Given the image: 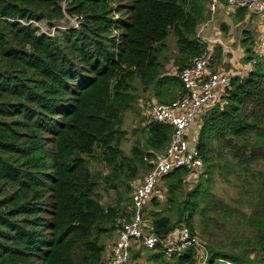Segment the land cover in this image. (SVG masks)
I'll use <instances>...</instances> for the list:
<instances>
[{"label":"trees","instance_id":"1","mask_svg":"<svg viewBox=\"0 0 264 264\" xmlns=\"http://www.w3.org/2000/svg\"><path fill=\"white\" fill-rule=\"evenodd\" d=\"M208 2L0 0V264H103V238L132 218L122 204L133 206L137 182L174 133L145 117L126 153L125 113L149 91L160 104L186 94L179 73L205 50L197 31ZM236 14L244 20L247 9ZM74 19L77 28L59 24ZM170 34L179 52L173 76L162 62ZM244 34L251 70L232 77L199 119L196 147L208 179L187 189L190 172L173 171L144 212L155 235L165 239L186 225L204 252L168 258L162 246L136 243L129 264H142L144 251L147 264H264V174L243 189L251 195L246 213L211 193L212 155L222 152L214 142L230 149L227 174L264 160V55L256 57L259 42ZM101 190L115 191L114 207H105ZM248 231L246 242L237 239Z\"/></svg>","mask_w":264,"mask_h":264},{"label":"built area","instance_id":"2","mask_svg":"<svg viewBox=\"0 0 264 264\" xmlns=\"http://www.w3.org/2000/svg\"><path fill=\"white\" fill-rule=\"evenodd\" d=\"M225 2L230 9L243 7L250 14L257 16L264 31V0H225ZM218 6V0H211L208 9L216 13ZM71 23L73 28L79 26L76 19ZM256 54L257 58L264 55V33L259 39ZM232 77L214 70V55L207 45L204 52L180 73L186 94L170 104L157 102L151 104L148 116L156 122L170 125L174 130L172 140L166 151L150 162L152 168L141 183L136 185L132 196V218L124 220L120 225L118 223V239L103 264H129L130 250L136 243H141L150 250L162 246L168 258L179 257L190 248L204 252L203 243L191 234L186 225L165 239L155 235L150 228V232H145L144 212L164 176L178 169H186L190 175L199 177L204 168V160L196 144H191L188 138L189 130L224 88L228 87Z\"/></svg>","mask_w":264,"mask_h":264},{"label":"rangeland","instance_id":"3","mask_svg":"<svg viewBox=\"0 0 264 264\" xmlns=\"http://www.w3.org/2000/svg\"><path fill=\"white\" fill-rule=\"evenodd\" d=\"M63 6H65V4H63ZM72 21L74 20H66L64 22H60L59 24L61 25V27H72ZM42 29L44 31H47V27L43 24L41 25ZM199 32V29L197 31V34ZM258 32L261 33V35H263L264 31L262 29V27H258ZM50 35H54L52 33H54V31L50 32ZM257 33V31H256ZM254 40L258 39V35H256L255 37H253ZM259 42V40H257ZM166 45H167V49L166 51L162 54V62H163V70L165 71L163 74H167V75H177V71H178V67L177 65V60L179 57V52H178V48H177V39L173 34H170L169 37L166 40ZM238 60L236 61L238 65H241L240 61H244L245 55L242 56V59L239 60V57H237ZM234 60V59H233ZM221 67L226 69V63H223L222 61L220 62ZM219 65V63L217 64ZM245 65V64H243ZM250 70V66L247 65V67L245 68H241V66L238 68V73L241 75H247V73H249ZM180 75V73H179ZM152 95H154V93L151 92ZM146 94L142 95L141 100L145 101L143 98ZM182 98V97H181ZM179 100V99H178ZM146 102V101H145ZM153 102V101H152ZM147 103V102H146ZM170 104V103H169ZM143 110L144 112H147L148 107H141L140 102H138L133 109V112L135 113V115H125L126 120H125V124H124V129L128 130L129 132V138H127L126 142L123 145V149L126 151V153H129L130 149H131V145L132 142L135 141L136 139H140L142 137V130L144 128V123H143V118L148 117V115H143ZM130 112V111H128ZM126 112V113H128ZM125 113V114H126ZM132 118L133 121H132ZM137 120L136 123H134ZM134 123V124H133ZM198 123V124H197ZM200 123L201 120L197 121L195 124H193V129L195 132H193V140L195 141V144H197V139H198V135H199V131H200ZM136 128H135V127ZM191 126V127H192ZM134 127V128H133ZM137 130L138 131V135H133L132 131L133 130ZM191 129V128H190ZM191 139V136L189 137ZM219 144H217V142H214V145L216 148H220L222 150V152H215L212 155V161L214 163H216L218 166L216 167L213 176H212V180L211 182H213L211 185V193L215 194L219 199H221L226 205H230L231 207H233L235 209V211L238 212H244L246 213L248 211V206H245L243 203V199H248L251 195L250 194H245L243 192V189L245 186H249V183H260L262 181L261 178H257V180H255V178H252V175L255 174L257 177L261 176L262 174H264V160H259L258 162L254 163L253 165L248 167V170H239V175L237 176L235 174H227L225 170H222V167L225 165V162L227 160L230 159L229 157V153H230V149L228 148H222L218 146ZM92 167L96 168V169H101L104 170L106 173H108V171H106V169L104 168V166L100 163H96V162H92ZM207 171V167L204 163V168L202 170V172L200 173V177H194L193 175L189 176V179L187 180L188 188H191L192 186H196L198 183H200L201 181V177L202 176H206L205 173ZM202 174V175H201ZM147 174L144 173L142 176V179L139 180L137 182V185L141 183V181L145 178ZM254 175V176H255ZM208 179V177H205V180ZM248 179V180H246ZM244 181V182H242ZM140 182V183H139ZM247 188V187H246ZM159 190H156V194L162 196V192H164L163 188H162V183L159 184ZM101 194L103 196V204L105 205V207H109V206H115L116 202H117V198H116V193L115 191H109V192H104L103 190H101ZM149 205V204H148ZM148 205L146 206V208H148ZM129 204L127 203H123L122 204V209L123 210H127L129 209V211L132 210V206L129 207ZM124 220H128L126 218H121L118 222L119 225L121 222H123ZM151 220L147 219V216L145 215L144 217V230L145 232H150L149 228H150V223ZM228 222V228H230L231 226V221L228 218L227 220ZM199 219L196 220V225L199 228ZM118 225V226H119ZM200 233V231H199ZM173 234V233H172ZM246 234V238L245 236H238V240L239 241H243L246 242L248 240V237H250L249 231L245 233ZM105 241V244L107 246L103 256H108L111 252V248L114 246V244L116 243L117 239H118V230L117 232L113 233L112 235L107 236L106 238H103ZM230 240L233 238H229ZM201 240V239H200ZM140 245H142L141 243H139ZM143 247V246H142ZM147 251H144V256L143 259L141 260L142 264H147L148 262L147 260ZM204 263V262H203ZM198 264H200L198 262ZM202 264V263H201Z\"/></svg>","mask_w":264,"mask_h":264},{"label":"crops","instance_id":"4","mask_svg":"<svg viewBox=\"0 0 264 264\" xmlns=\"http://www.w3.org/2000/svg\"><path fill=\"white\" fill-rule=\"evenodd\" d=\"M209 3L210 2H208L205 6L207 9V20L199 26L198 36L205 42L206 46L208 45L214 55V70L233 77L244 76L239 74L237 71L240 66L241 68H245L247 65H243V61H240L241 65H238L236 62L238 60L237 57L241 60L242 56L245 55V48L242 45V41L245 38V32H250L253 37L258 35L257 40L260 39L261 33L258 32V27H262L260 19L257 16L250 14L248 11L244 20L237 19V9L233 10L228 8L225 0H218V9L216 13H212L208 9ZM257 40L255 39V41ZM217 56H221V58L217 59ZM221 61L227 64L226 69L221 67ZM218 63L219 65H217ZM176 94L177 95L171 98L169 102H174L181 98L179 92ZM143 99L147 103L140 100L141 107H148L147 112H144L143 110V115H149L150 106L152 103L156 102V100L150 91ZM125 115H135V113L130 111ZM131 119L133 121L134 118L131 117ZM125 120L126 117L124 118V124ZM136 122L137 120L134 123ZM193 132L195 131L192 126L189 130V137L191 136V139L189 137L188 138L191 144L195 145ZM108 256H104V259Z\"/></svg>","mask_w":264,"mask_h":264}]
</instances>
